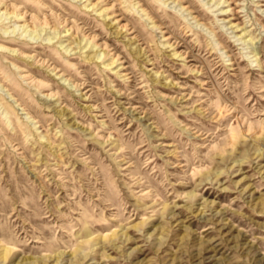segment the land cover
<instances>
[{
  "label": "clouds",
  "instance_id": "clouds-1",
  "mask_svg": "<svg viewBox=\"0 0 264 264\" xmlns=\"http://www.w3.org/2000/svg\"><path fill=\"white\" fill-rule=\"evenodd\" d=\"M107 2L0 0V264H142L144 247L264 264L244 193L209 198L246 165L264 189V0ZM113 9L131 16L129 71L81 20ZM178 44L194 84L165 71L188 63ZM205 225L231 235L209 244Z\"/></svg>",
  "mask_w": 264,
  "mask_h": 264
},
{
  "label": "rangeland",
  "instance_id": "rangeland-1",
  "mask_svg": "<svg viewBox=\"0 0 264 264\" xmlns=\"http://www.w3.org/2000/svg\"><path fill=\"white\" fill-rule=\"evenodd\" d=\"M93 3L96 0H92ZM112 0H108L107 6H111ZM55 10V9H54ZM102 10V9H101ZM108 15L112 16L111 20H107L103 23V27H95L96 20H89L87 17H81L83 22L91 25L95 28L94 34L99 37L96 41L97 44H106L108 49H111L113 53V57L119 56L122 61H124L125 68L123 71H129V65L131 64V60H129L128 53L125 52V49L128 47V40L125 37L128 35L127 31L124 29H128L131 31V24L129 21L131 20V16L129 13L124 12L122 9H113V12L108 13ZM99 18L97 17V20ZM115 21V22H114ZM88 33L86 32V35ZM136 33L133 32L132 36H135ZM139 40V37H137ZM172 43L171 40L168 41ZM135 43V41L133 42ZM143 48V44H141ZM175 52L183 55L184 52H188L189 55L186 58L188 63L185 66L184 64L179 62L178 56H172V59L168 61L164 65L165 71L169 73L170 76L174 80L179 81L180 83H188L194 84V80L191 79L190 75L187 74L186 70L182 71V69L194 67L198 61L194 60L191 51L189 48L185 47L183 44H178L175 47ZM171 55V53H169ZM151 58V57H150ZM139 63V61H138ZM87 67V66H84ZM146 67H152L151 65H146ZM168 94H172L173 90L171 89H162ZM178 91V89L176 90ZM231 167V166H230ZM233 175L229 178L228 176L221 177L220 183L222 188H217L211 190L210 199L214 204L236 200L240 193L243 192L244 195L248 198L247 204L248 208L246 214L251 218L252 225L256 231L260 230V227H264V189L257 191L254 186V177L256 175L254 166H242L232 169ZM228 181V183H225ZM239 202V201H238ZM196 219L195 216L189 217L185 215L182 223L184 224V233L181 235L180 239H184V235H191L192 228L194 225L191 221ZM219 224V221L216 222ZM179 226V225H177ZM166 229L161 222L160 231L164 232ZM135 227L130 229V232H134ZM175 228L170 229L171 232H174ZM202 238L208 241L209 244L212 243H220V237L223 236L225 241H227L231 234L225 235L219 228H213L205 225L201 230ZM208 233H212L208 235ZM202 245L201 247H204ZM160 253L158 255L156 252H152L150 248L144 247V255L141 257L142 264H160L161 255H163V250H157ZM103 259V258H102ZM112 260H115V257H111ZM103 264H109V261H103Z\"/></svg>",
  "mask_w": 264,
  "mask_h": 264
}]
</instances>
